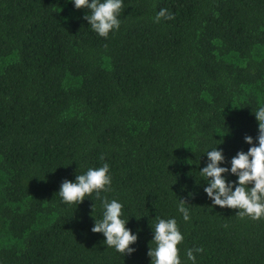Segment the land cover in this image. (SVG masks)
Masks as SVG:
<instances>
[{"label": "trees", "instance_id": "16d2710c", "mask_svg": "<svg viewBox=\"0 0 264 264\" xmlns=\"http://www.w3.org/2000/svg\"><path fill=\"white\" fill-rule=\"evenodd\" d=\"M162 8L174 19L155 22ZM86 14L72 0H0V264H151L155 225L173 218L181 264L197 248L195 264H264V217L213 205L200 172L213 148L230 169L245 136L258 146L264 0H122L107 38ZM105 163L100 195L123 205L130 255L91 231L95 192L79 205L58 194Z\"/></svg>", "mask_w": 264, "mask_h": 264}, {"label": "clouds", "instance_id": "9594fccd", "mask_svg": "<svg viewBox=\"0 0 264 264\" xmlns=\"http://www.w3.org/2000/svg\"><path fill=\"white\" fill-rule=\"evenodd\" d=\"M72 2L76 9L90 10L91 14H86L84 19L99 36L107 38L110 32L119 29L121 21L118 16L122 9V0ZM161 18L174 19V16L162 8L157 13L155 22L158 23ZM254 115L258 122V146L253 144L251 136H245V142L252 146L247 152L239 151L231 159L230 169L220 166L225 162L223 151L217 150V147L213 148L206 153L209 162L200 172L207 180L208 186L204 191L213 205L238 210L237 215L242 219L247 216L259 220L264 217V107H260ZM229 172L238 177V180L228 182L225 174ZM111 182L109 165L105 163L102 167L90 168L85 174L77 175L75 182L64 180L58 194L63 202L79 205L86 196L95 192L97 199L102 200L104 212L102 220H95L91 231L102 233L107 247H112L123 255H130L135 251L130 245L137 242L138 236L126 227L128 220L121 218L123 205L115 199L109 202L106 197L100 195L101 192L111 190ZM186 203L184 199H180L178 210L183 214V219L188 221L190 216L185 207ZM153 232L152 241L156 247H149L147 253L151 257V264H181L178 245L184 237L176 219H158ZM194 252H203V248L187 250V258L193 264L196 259Z\"/></svg>", "mask_w": 264, "mask_h": 264}]
</instances>
